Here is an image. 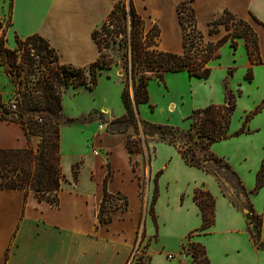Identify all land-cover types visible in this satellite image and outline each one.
Instances as JSON below:
<instances>
[{
	"label": "crops",
	"instance_id": "0c3cea01",
	"mask_svg": "<svg viewBox=\"0 0 264 264\" xmlns=\"http://www.w3.org/2000/svg\"><path fill=\"white\" fill-rule=\"evenodd\" d=\"M121 1L129 7L130 0H0V20L6 27L5 48H15V36L25 39L37 35L54 50L59 64L87 67L99 57L92 32ZM139 1L142 9L138 7ZM139 1L131 0L137 14L143 19L144 11L147 19H155L161 37L164 29L171 33L172 44L166 47L159 36L157 48L164 52L182 51V31L176 13L182 2H191L196 27L209 42L215 43L225 35L224 29L208 35V23L224 10L248 23L259 36L261 63L252 66L251 79L244 77L232 86L226 79L222 85L212 86L211 83L207 86L206 82V88L191 109L224 105L230 95L235 105L234 113L240 101L250 97L249 93L258 96L242 110L240 121L234 123L230 118L229 137L210 146L214 156L230 165L243 188L253 190L261 167L248 164L252 150L250 143L253 144L255 134L262 130L254 121L261 116L264 120V0ZM8 17L10 25L6 26ZM237 43L235 53L244 47L241 68L245 73L250 67L245 42L237 39ZM212 62L208 63V67L211 65L208 78H191L210 80ZM233 65L227 68L228 72H235ZM0 67L3 70V65ZM105 72L103 75L108 81H115V73L118 77L123 76L119 74L121 71ZM5 76L9 82V94L13 93L10 77ZM120 81L124 84L122 79ZM191 89L193 95L197 86L192 85ZM0 95L2 97L3 93ZM141 105L138 106L139 119L160 126L155 121L144 120ZM98 113H103L109 122L117 118L107 106L99 107ZM91 114L97 116V113ZM134 137L133 128L120 134H110L105 127L98 132L92 121L60 128L61 167L67 183L58 194V206L38 202L32 192L25 196L18 190L0 191V264H128L134 247L144 238L151 240L147 247V264H181L177 258L168 260L167 255L177 256L192 243L202 248L206 264H264V249L257 247L251 231V227L260 222L257 234L259 241L264 243V186L250 197L251 217L246 210L233 204L232 191L226 185H221L211 173L188 165L176 147L157 136L148 139L141 152L129 153L127 142ZM97 141L101 146L96 145ZM25 146L20 124L0 121V149ZM67 150L74 152L69 171L64 168ZM95 150L98 151L96 156L92 153ZM102 152L104 156H101ZM98 157L101 159L96 161ZM85 165L89 166L90 181L88 187L82 188L77 181L79 167ZM73 166L78 171L75 180ZM97 170L100 172L98 178L95 177ZM143 181L144 190L141 187ZM104 188L110 196L106 203L122 198L126 204L123 209L107 206L110 221L100 224L97 215ZM197 190L208 192L214 201L213 223L205 230H201V213L193 199ZM239 201L244 199L241 197ZM245 215L250 216V221L245 220Z\"/></svg>",
	"mask_w": 264,
	"mask_h": 264
},
{
	"label": "trees",
	"instance_id": "16d2710c",
	"mask_svg": "<svg viewBox=\"0 0 264 264\" xmlns=\"http://www.w3.org/2000/svg\"><path fill=\"white\" fill-rule=\"evenodd\" d=\"M190 3L182 2L176 8L178 23L182 31V51L180 53L164 52L157 48L160 36L157 25L153 24L148 28L146 22L135 11L131 0L129 7L124 1L117 3L107 19L92 32V39L97 45L99 57L84 68L61 65L58 63L56 54L53 59L48 60L54 50L37 35L25 39L15 36L16 46L13 50H8L4 46L6 27L0 20V52L5 55L4 61L8 63L4 69L5 73L15 87L19 89L22 85L24 87L20 92L22 100L15 97L16 111L9 110L7 105L0 101V121L20 124L26 139L24 148L0 149V191L18 190L22 191L25 196L32 192L38 202H46L52 207L58 206V194L62 186L67 183L62 172L59 151L60 126L72 123L85 124L91 121L90 117L84 116L75 119L63 117L61 113L62 96L69 88L93 91L100 71L110 70L113 65L117 64L112 62L103 50H109L112 45L121 49L123 45L126 57L123 63L126 82L121 92L124 114L108 122L106 131L110 134H120L125 133L128 128L136 131L138 127H141L145 137H153L157 133L159 140L178 149L182 159L188 165L211 173L221 185H226L232 191L233 204L251 214L250 197L264 186V163L256 175L254 189L246 191L230 165L210 152V146L213 143L229 137L228 128L235 107L230 95L224 105H209L193 111L190 120L196 125L191 123L188 132H182L170 126H154L139 119L138 106L149 102L147 89L149 82L155 80L163 83L165 74L181 72H186L189 77L208 78L211 71L208 63L220 57L219 50L225 43H229L230 47L236 50L237 39L245 42L250 64L246 74L247 80L251 79L252 66L261 63L258 38L248 23L237 18L230 11L224 10L208 23V35L218 34L221 27L226 34L215 43L209 42L196 27L195 13ZM254 21L258 22L256 19ZM9 25L8 17L6 26ZM21 51L23 52L20 57L21 64L18 65L16 64L19 57L17 52ZM43 52H48V55H43ZM127 57H129L128 60ZM35 58L48 60L46 64L52 63L55 59V66L46 68V72L38 77L42 80L39 88L32 90L28 85L30 81L26 77L32 75L33 70H28L25 78L20 77L23 66L31 68L35 63ZM38 91L39 93L36 94ZM36 117L41 118L42 122L38 123L35 120ZM33 137L40 138L35 147L31 145ZM127 149L129 153L132 152L129 141ZM77 174V170L73 172V180L77 178ZM241 197L244 201H239ZM109 198L104 188L97 215L100 224H107L110 221L109 217L103 218L104 204ZM193 199L201 213V230H205L213 223V198L208 192L197 190ZM154 200L155 196L152 203ZM259 223L257 222L253 227L258 228ZM253 238L257 247L264 249V243L259 241L258 234ZM190 247L196 263L206 264L207 260L202 248L193 243Z\"/></svg>",
	"mask_w": 264,
	"mask_h": 264
},
{
	"label": "rangeland",
	"instance_id": "374dc122",
	"mask_svg": "<svg viewBox=\"0 0 264 264\" xmlns=\"http://www.w3.org/2000/svg\"><path fill=\"white\" fill-rule=\"evenodd\" d=\"M139 0H137L138 2ZM139 9H142V3L138 2ZM142 11V10H141ZM143 19L146 21L147 26L151 27L153 24H156L155 19H147L146 12L143 11L142 13ZM252 22V20H250ZM223 30V28H220ZM224 31V34H226V31ZM162 37L160 36V40L163 44V46H168L172 44V36L171 33H168L169 31L165 30L162 31ZM259 39V36H257ZM118 40V39H117ZM116 40V41H117ZM12 43V41H11ZM5 46V44H4ZM30 47V46H29ZM262 49L264 51V44H262ZM34 50V49H33ZM33 50L31 52H33ZM237 50V49H236ZM220 57L217 59H213L212 64V71L213 76L208 81H202V80H196L194 78L189 77V75L186 72L181 73H168L164 75V82L159 83L157 81H151L149 82V85L147 87L148 89V95H149V102L145 105H141V114L144 120H150L155 121L160 124V126H170L177 128L178 130L182 132H188L191 125L190 116L192 114V104H194V101L196 99L199 100L200 93L203 89L206 87L204 86V83H208L207 86H209L211 83L215 85H222L223 80L226 79V81L232 86L236 81H241L244 77L246 78L247 71L243 73V68H241V62L244 60V47H240V49L235 53V50L230 47L229 43H225L220 48ZM103 52H106L109 55V58L112 62H116V65H113L110 69V74L115 73L116 71H121V74L123 76L118 77L115 73V81H108L106 80L105 76L103 74H106V70L100 71V75L97 78V85L94 88L93 91H88L83 88H79L77 90L67 89L65 95L63 96V102H62V116L69 119H75L82 116V114L87 115V117H90L92 119V123L95 124L96 131H102L105 127H107V123L109 122L108 119L103 115V113H98V108L102 106H107L110 109H112L114 117H121L123 115V105L121 102V92L124 88L125 82H126V73L123 68V63L126 60V57L124 56V47L122 45L121 49H118L116 45H112V47L109 50H103ZM21 52H17L19 54V57L17 59L16 64H21ZM43 55L47 56L48 52H43ZM241 55V58L239 59ZM55 56V52H52L51 56H49L48 60L53 59ZM6 59L5 55L0 52V64L3 65V70L7 67L8 63L4 61ZM129 57H127V60ZM48 60H40V58H35V63L31 68H28L27 66H23V70H21V79L25 78L28 74V70H33V74L26 77L30 82L28 83L30 89H37L39 88L42 80L38 79L41 74L46 72V68H52L55 66V59L52 61V63H47ZM233 62L235 65H233ZM235 66L236 70L234 73H230L227 71V68L229 66ZM211 67V65L209 66ZM2 68L0 67V93H3L2 97L0 95V101L7 105V107L17 102L15 101V97H18V100H22L21 91L23 90V85L20 87H15L13 89V93L9 94V82L7 80V77L3 73ZM5 72V70H4ZM225 72V73H224ZM36 76H33V75ZM16 77V76H15ZM226 77V78H225ZM123 80L124 84L121 83L120 80ZM11 80V79H10ZM13 84V83H12ZM195 85L197 86V90H195L194 94L191 95V86ZM242 89V88H241ZM248 88H246V91ZM248 92V91H247ZM39 91L36 93L38 94ZM132 95V94H131ZM248 95V93H247ZM249 98H243L242 101H240V104L238 105V108L234 111L231 121L236 123L237 121H240V118L242 115V110L245 109L247 106H249V102L253 97H258L250 94ZM194 97L191 100V97ZM238 95H236L235 99L237 100ZM2 98V99H1ZM174 106L173 109H170V107ZM91 113L95 114L97 113V116H93ZM121 115V116H120ZM16 117V116H15ZM242 119V118H241ZM242 121V120H241ZM232 123V122H231ZM73 124H79L80 123H72V124H63L60 126V128L63 127H69ZM192 124L196 125L195 122ZM255 125H258L260 128H262L261 132L259 134H255L256 136L253 138V144L251 155L248 159V164L251 167H261L262 163H264V120L263 116H261V119H256L254 121ZM102 125V129L99 130L98 126ZM152 125V124H151ZM156 126V125H154ZM198 126V124H197ZM128 130V129H127ZM134 130V129H133ZM127 132V131H126ZM125 132V133H126ZM135 137L133 139L129 138L128 141L130 142V147L132 153H139L142 151V147H145L147 145V141L150 138H155L157 136V133L153 137H145L142 134V128L138 127L135 131ZM65 133V132H64ZM40 138L34 137L32 144L34 147L39 143ZM104 142L110 143L108 139H104ZM96 145L101 146L99 141L96 142ZM96 151V150H95ZM98 152V151H97ZM74 152L67 150L66 154L67 157L64 160V168L66 171H69L70 165L74 159ZM197 153V152H196ZM198 154V153H197ZM199 155V154H198ZM104 156V152H102V155ZM101 157L95 158V160H100ZM79 175H78V185L82 188H86L89 186L90 181V175H89V166H80L79 167ZM76 170V167H72V172ZM99 170H97V174H95V177H99ZM144 184L143 181L141 183L142 190H144ZM113 199L111 202H108L104 205L103 209V218L109 217L108 210H106L107 206H110L111 208H118L123 209L125 207V200L122 198ZM108 204V205H107ZM151 244V240L144 238L143 240H140L137 246L134 247L131 258L128 262V264H147L149 259V254L147 252V247Z\"/></svg>",
	"mask_w": 264,
	"mask_h": 264
},
{
	"label": "built area",
	"instance_id": "2783aa9c",
	"mask_svg": "<svg viewBox=\"0 0 264 264\" xmlns=\"http://www.w3.org/2000/svg\"><path fill=\"white\" fill-rule=\"evenodd\" d=\"M16 101V100H15ZM17 102V101H16ZM8 109L11 111H16L17 107L15 103H12L8 106ZM35 120L38 123L42 122L41 118L36 117ZM98 129L101 130L102 129V125L98 126ZM93 155H97L98 152L97 151H92ZM118 201V199L116 200ZM175 258H177V261H179L181 264H197L196 260L194 259V253L192 248L190 247V244H187L178 254L177 256L175 255H167V259L168 260H174Z\"/></svg>",
	"mask_w": 264,
	"mask_h": 264
},
{
	"label": "water",
	"instance_id": "95a60500",
	"mask_svg": "<svg viewBox=\"0 0 264 264\" xmlns=\"http://www.w3.org/2000/svg\"><path fill=\"white\" fill-rule=\"evenodd\" d=\"M119 74L121 75V72ZM131 94H133L132 89H131ZM245 220L250 221V216L245 215ZM251 231H252L253 235H256L258 233L257 228H255L253 226L251 227Z\"/></svg>",
	"mask_w": 264,
	"mask_h": 264
}]
</instances>
